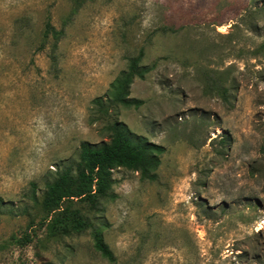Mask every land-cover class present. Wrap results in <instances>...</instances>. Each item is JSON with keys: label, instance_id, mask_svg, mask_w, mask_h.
Masks as SVG:
<instances>
[{"label": "rangeland", "instance_id": "374dc122", "mask_svg": "<svg viewBox=\"0 0 264 264\" xmlns=\"http://www.w3.org/2000/svg\"><path fill=\"white\" fill-rule=\"evenodd\" d=\"M142 49V104L104 113ZM114 121L166 148L157 180L114 169L54 231L48 183ZM0 264H264V0H0Z\"/></svg>", "mask_w": 264, "mask_h": 264}, {"label": "trees", "instance_id": "16d2710c", "mask_svg": "<svg viewBox=\"0 0 264 264\" xmlns=\"http://www.w3.org/2000/svg\"><path fill=\"white\" fill-rule=\"evenodd\" d=\"M48 24L45 32L47 39L52 33ZM144 57L142 49L139 56L130 61L128 69L121 73L112 84L107 99H94L93 104L108 114L111 107L141 105L142 102L130 99V88L135 78H145L151 71L141 65ZM108 105V106H107ZM108 139L100 143L83 142L77 167L67 166L59 170L53 181L48 183L43 206L49 214H55L54 231L69 233L71 229H81L85 222L80 211L74 209L76 203L95 206L100 198L112 197V172L117 168H125L138 172L142 180L155 181L157 170L161 165V157L166 148L149 141L144 136L131 132L126 124L114 121L107 124ZM32 200L38 201L36 194ZM94 246L109 261H115L110 247L105 243L99 231L94 232Z\"/></svg>", "mask_w": 264, "mask_h": 264}]
</instances>
